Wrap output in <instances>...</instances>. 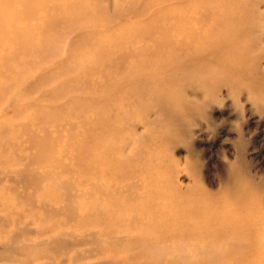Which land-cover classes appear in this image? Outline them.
I'll list each match as a JSON object with an SVG mask.
<instances>
[{"label": "rangeland", "instance_id": "374dc122", "mask_svg": "<svg viewBox=\"0 0 264 264\" xmlns=\"http://www.w3.org/2000/svg\"><path fill=\"white\" fill-rule=\"evenodd\" d=\"M206 3L180 64L0 48V264H264V0Z\"/></svg>", "mask_w": 264, "mask_h": 264}, {"label": "bare ground", "instance_id": "6f19581e", "mask_svg": "<svg viewBox=\"0 0 264 264\" xmlns=\"http://www.w3.org/2000/svg\"><path fill=\"white\" fill-rule=\"evenodd\" d=\"M123 1H117L113 15L108 17L106 10L93 0H0L5 2L0 7V48L6 50L8 41L10 46L11 39L20 38L19 52L36 54L40 48L61 41L72 50L86 48V54H78L75 60L91 65L103 63L108 71L114 65L160 66L169 63V59L180 64L193 52L192 41H202L205 32L211 31L210 26L201 25L204 29L200 27L195 32L192 27L201 20L208 23L212 18L206 0ZM138 17L142 20L137 21ZM219 17L221 28L225 17ZM116 21L120 23L110 30ZM0 57L16 58L15 55ZM66 58L70 59L68 55ZM55 145L56 141H51L39 157L43 158Z\"/></svg>", "mask_w": 264, "mask_h": 264}]
</instances>
